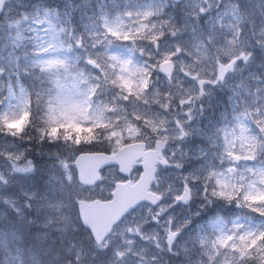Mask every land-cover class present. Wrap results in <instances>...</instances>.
<instances>
[{
	"label": "clouds",
	"instance_id": "clouds-1",
	"mask_svg": "<svg viewBox=\"0 0 264 264\" xmlns=\"http://www.w3.org/2000/svg\"><path fill=\"white\" fill-rule=\"evenodd\" d=\"M0 264H264V0H0Z\"/></svg>",
	"mask_w": 264,
	"mask_h": 264
},
{
	"label": "water",
	"instance_id": "water-1",
	"mask_svg": "<svg viewBox=\"0 0 264 264\" xmlns=\"http://www.w3.org/2000/svg\"><path fill=\"white\" fill-rule=\"evenodd\" d=\"M121 151L123 152V149H121ZM138 156V152H127L120 157L112 156L108 159H119L121 168L127 172ZM78 163L81 168V179L86 180L90 183L95 179L96 170L100 166L102 161L95 156L85 155L81 157ZM137 195V186H134L133 188H130L128 186H121L113 202L104 205L92 206L91 210L88 213H86L83 208L82 210L84 212V218L86 221L91 222L94 228L102 229L107 225L111 218L116 216L118 212L123 207L127 206V204L131 202Z\"/></svg>",
	"mask_w": 264,
	"mask_h": 264
},
{
	"label": "bare ground",
	"instance_id": "bare-ground-1",
	"mask_svg": "<svg viewBox=\"0 0 264 264\" xmlns=\"http://www.w3.org/2000/svg\"><path fill=\"white\" fill-rule=\"evenodd\" d=\"M20 231H21V227H19V226L13 227L14 236H17Z\"/></svg>",
	"mask_w": 264,
	"mask_h": 264
},
{
	"label": "rangeland",
	"instance_id": "rangeland-1",
	"mask_svg": "<svg viewBox=\"0 0 264 264\" xmlns=\"http://www.w3.org/2000/svg\"><path fill=\"white\" fill-rule=\"evenodd\" d=\"M15 125L18 127L19 126V122L18 121H14ZM12 233H13V229H12Z\"/></svg>",
	"mask_w": 264,
	"mask_h": 264
},
{
	"label": "trees",
	"instance_id": "trees-1",
	"mask_svg": "<svg viewBox=\"0 0 264 264\" xmlns=\"http://www.w3.org/2000/svg\"><path fill=\"white\" fill-rule=\"evenodd\" d=\"M22 233H23V232L20 231V232L18 233V235H21Z\"/></svg>",
	"mask_w": 264,
	"mask_h": 264
}]
</instances>
